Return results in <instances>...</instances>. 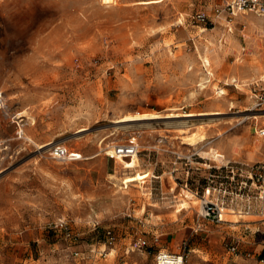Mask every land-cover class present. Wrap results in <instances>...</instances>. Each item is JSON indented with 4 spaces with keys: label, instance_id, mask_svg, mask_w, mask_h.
I'll use <instances>...</instances> for the list:
<instances>
[{
    "label": "rangeland",
    "instance_id": "374dc122",
    "mask_svg": "<svg viewBox=\"0 0 264 264\" xmlns=\"http://www.w3.org/2000/svg\"><path fill=\"white\" fill-rule=\"evenodd\" d=\"M139 1L0 0V264H157L176 235L187 264L264 257L250 179L264 167V14ZM128 115L158 118L117 122ZM132 139L140 165L126 169L110 152ZM204 198L225 222L199 216Z\"/></svg>",
    "mask_w": 264,
    "mask_h": 264
},
{
    "label": "built area",
    "instance_id": "2783aa9c",
    "mask_svg": "<svg viewBox=\"0 0 264 264\" xmlns=\"http://www.w3.org/2000/svg\"><path fill=\"white\" fill-rule=\"evenodd\" d=\"M226 9L234 15L245 12L264 14V0H227ZM195 17L198 21H207V16L204 13H198ZM253 90V97L255 99L254 105L256 109L264 112V78ZM257 131L259 135L264 137V125L259 127ZM139 147L140 146L137 141L132 139L129 142L116 144L113 149L114 152L111 155H138L140 151ZM10 150L11 144H9L7 140H0V174H2L7 169V166H5L7 158L12 157V154H9ZM50 151L51 156L58 161L65 162L70 158L69 150L66 144L63 142H57L56 144H53ZM261 167L262 166L253 167L250 179L252 178L254 180V175H256L258 180L261 182V187H263L260 194L262 204L258 214L262 217L261 220L264 221V173L259 174ZM263 169L264 167H262V170ZM208 191L210 192V190ZM248 200L249 203L246 206V212L251 214L253 211L250 204V199ZM202 209L203 211L200 213V217L202 216L203 218H210L219 223L226 221L223 216V207H221L219 203L211 199L204 198L202 199ZM155 240L158 242L159 237H157ZM142 241L143 244H147V240ZM239 247V241L232 242L228 245V249L232 253L238 252ZM187 256V246L185 247V251L181 252H172L166 250L165 248H159V250L155 252L157 264H187ZM254 264H264V257L258 258Z\"/></svg>",
    "mask_w": 264,
    "mask_h": 264
},
{
    "label": "bare ground",
    "instance_id": "6f19581e",
    "mask_svg": "<svg viewBox=\"0 0 264 264\" xmlns=\"http://www.w3.org/2000/svg\"><path fill=\"white\" fill-rule=\"evenodd\" d=\"M160 0H140L139 2L140 3H145V4H148V3H151V2H159ZM103 4H106V5H110V4H113V3H116L117 0H102ZM213 49V48H212ZM205 61L210 64L211 61L208 57H206ZM210 80V79H209ZM194 113H188L187 115L185 116H193ZM172 117V116H171ZM154 118H158V117H148V116H142V117H136V116H132V115H128L127 117L125 118H122L120 120H118L117 122L118 123H123V122H130V121H137V120H145V119H154ZM173 118V117H172ZM194 134V133H193ZM189 136V135H188ZM193 136V135H192ZM52 142H49V143H46V144H42L39 146V148H45L46 146H48L49 144H51ZM113 150H111L110 153L113 154ZM114 158L117 159L118 162H120L123 166V168H126V169H129V168H136L137 166L140 165V158H139V155H114ZM195 195V194H194ZM197 197V196H196ZM198 200V199H197ZM197 203V202H195ZM180 204L181 205H184V206H188L189 207V201L188 199H183L180 201ZM238 217L234 220V222H238L239 221V218L243 217V216H246V214H240V215H237Z\"/></svg>",
    "mask_w": 264,
    "mask_h": 264
},
{
    "label": "crops",
    "instance_id": "0c3cea01",
    "mask_svg": "<svg viewBox=\"0 0 264 264\" xmlns=\"http://www.w3.org/2000/svg\"><path fill=\"white\" fill-rule=\"evenodd\" d=\"M199 221H201V220H199ZM201 226V223L199 222L198 223V228H196L195 229V231H198L199 229H201L202 227H200ZM248 229V228H247ZM179 239H181L180 238V235H176L174 238H173V241H168V243L167 244H165V249L166 250H168V251H178L177 249H178V247H177V243H179ZM245 240H243V239H241V238H239V242H240V247H243L244 248V245H242V243L244 242ZM188 247V241H184L183 242V244H182V246H181V249H182V247ZM240 247H239V250H240ZM246 251V250H245ZM249 255V254H248Z\"/></svg>",
    "mask_w": 264,
    "mask_h": 264
}]
</instances>
